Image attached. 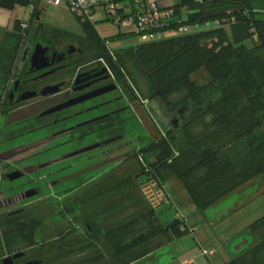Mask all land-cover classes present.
<instances>
[{"label": "trees", "instance_id": "16d2710c", "mask_svg": "<svg viewBox=\"0 0 264 264\" xmlns=\"http://www.w3.org/2000/svg\"><path fill=\"white\" fill-rule=\"evenodd\" d=\"M39 1L30 0L34 14L28 28L16 25L0 46V118L23 105L6 103L2 107V101L13 84L27 86L22 74L17 73L27 42L78 44L80 56L88 57V62L97 60L109 66L134 101L144 106L155 126L159 139H152L151 145L140 152L145 161L139 157L140 171L134 179L137 187L144 174L162 189L164 183H175L178 193L184 189L196 209L204 212L240 187L257 179L264 182V0H211L231 6L233 12L230 16L182 22L193 26L211 19L237 17L242 20L248 39L254 42L252 47L234 43L224 29L217 27L118 51L110 50L109 43L133 35L119 31L103 38L96 23L81 22L82 34L35 25ZM189 3L184 0L183 5ZM136 71L147 79L146 99L142 97ZM243 139H247L248 149L242 159L232 161L221 156L222 144ZM131 181L132 178L125 180L120 187ZM263 226L264 216L249 228L256 234ZM40 227V221L27 219L22 210L1 214L0 264L8 256L26 255L36 245ZM189 231L183 219L161 221L152 206L106 230L103 252L111 264H135L154 253L159 237L168 238L170 243ZM263 250L264 239L226 264H264L259 258ZM249 256L251 259L247 260Z\"/></svg>", "mask_w": 264, "mask_h": 264}, {"label": "rangeland", "instance_id": "374dc122", "mask_svg": "<svg viewBox=\"0 0 264 264\" xmlns=\"http://www.w3.org/2000/svg\"><path fill=\"white\" fill-rule=\"evenodd\" d=\"M49 1H39L38 11L42 14L34 24L82 34V23L67 3L54 6ZM29 18L30 15L26 19ZM103 19V13L97 12L96 29L101 37L113 36L119 31L115 24L102 22ZM210 29L212 26L202 25L196 32ZM142 43L140 38L132 36L111 41L108 47L118 51ZM245 44L252 47L254 42L248 40ZM136 73L139 88L144 92L142 97L146 99L149 97L147 79ZM116 97L118 102L104 109H118L119 116L114 118L117 128L111 129L114 132L92 135L83 142L76 140L79 133L67 132L89 118V115L76 118V112ZM105 99L61 114L59 117L66 119L58 124H54L57 115L37 120V115L54 102H39L0 118V206H3L0 215L22 210L27 219L41 222L36 245L16 263L111 264L103 252L105 231L147 211L135 188L130 184L120 187V184L140 171L141 150L149 147L152 139H159L155 126L144 106L134 101L121 79H118V92ZM123 109L126 110L121 113ZM25 118H33V121L26 122ZM114 133H118V142L70 157L75 151ZM222 146L221 156L232 161L242 159L248 149L247 139ZM17 171L24 173V177L10 181L7 175ZM139 178H142L138 181L140 192L152 202L161 221L183 219L190 231L170 243L168 238L159 237L155 240L154 253L135 264H183L185 259H193L194 264H226L264 239V226L256 234L249 228L264 216V182L260 179L199 212L184 189L178 193L175 183H164L162 189L156 182L149 181L147 174ZM29 191L37 195L20 197L21 201L16 203L17 196ZM203 251H213V254L206 256ZM259 258L264 260V250ZM249 259L251 256L247 257Z\"/></svg>", "mask_w": 264, "mask_h": 264}, {"label": "flooded vegetation", "instance_id": "af4514ba", "mask_svg": "<svg viewBox=\"0 0 264 264\" xmlns=\"http://www.w3.org/2000/svg\"><path fill=\"white\" fill-rule=\"evenodd\" d=\"M36 44L38 43L27 42L25 44L17 64V73L22 74L23 82H26L27 86L24 88L18 87L13 84L11 89L6 91V93L4 94L2 107L6 103H8V105H18L22 103L23 105L21 107L14 110L17 111L26 109L29 106H34L39 102H54V105L52 107L45 110L48 111L53 108L62 107L66 103L80 100L95 93H100L105 89H108L112 85L116 87V89L111 92L100 94L99 96L76 104L74 106L63 108L56 113L47 115H57L58 118H56L54 124H58L66 119H61L59 117L61 114L81 107L90 102L99 99H105V97L118 92V79H116L109 66L107 64H100L97 60L88 62V57L80 56L82 50L80 49L78 44L62 43L60 45H53L52 43H39L43 46L44 49L47 50L46 61L44 63L46 67L41 70H31L30 57L33 54ZM27 46H29L30 51H28L26 55L25 52L28 48ZM77 64L80 65L77 67ZM35 83H38V85H35ZM55 86H59L56 93L43 95L45 91ZM26 93H35L36 95L27 100H22V96ZM112 102H118V97L114 99H105V101L79 110L75 114L76 118H81L88 115L89 118L77 123V125L67 130V132L71 131V133H79L76 140L78 142H83L92 135H100L109 130L112 131L113 129L117 128L116 120L114 118L118 116V109H115L113 111L104 110L107 109L110 104H112ZM44 117L46 116L37 115V120L38 118ZM67 118L69 119V116ZM25 119L26 122L33 121V118ZM116 142H118V133H114L111 137H108L101 142L79 149L75 151V154L72 153L70 157H76L90 151L99 150ZM22 174L24 177L25 174ZM23 196L24 195L17 196L16 198L18 199V201L16 203L20 202ZM25 256L26 255L24 254L23 257ZM21 258L15 260L14 264H41V261L16 263Z\"/></svg>", "mask_w": 264, "mask_h": 264}, {"label": "built area", "instance_id": "2783aa9c", "mask_svg": "<svg viewBox=\"0 0 264 264\" xmlns=\"http://www.w3.org/2000/svg\"><path fill=\"white\" fill-rule=\"evenodd\" d=\"M66 2L71 12L82 23H96L97 12L103 13L107 22L115 24L120 32L137 36L144 43L162 41L196 32L202 25L212 26V29L222 25V19L207 20L204 23L188 25L174 22L177 16L174 7L163 8L159 0H50L49 3L59 6ZM23 29L28 24L22 25ZM123 30V31H121ZM204 255H211L203 251ZM190 259L183 264H193Z\"/></svg>", "mask_w": 264, "mask_h": 264}, {"label": "crops", "instance_id": "0c3cea01", "mask_svg": "<svg viewBox=\"0 0 264 264\" xmlns=\"http://www.w3.org/2000/svg\"><path fill=\"white\" fill-rule=\"evenodd\" d=\"M189 1L190 3L186 5H183L184 0H159V3L163 8H177V16H174L172 18L175 23L199 21L203 18L209 19L210 17L217 16H230V14L233 12L231 6L225 4L212 3L210 2L211 0H207L208 2L206 3H203L204 0ZM33 14L34 8L31 6L30 0H0V46L2 45L7 33L13 32L16 25H19L21 28L23 24H28L29 26L30 21L33 18ZM28 15H30V18L26 19ZM34 20H36V17L34 18ZM102 22L107 21L103 19ZM220 27L221 29H224L227 32L229 38L234 43L245 44L246 41L251 40L248 39L247 32L242 20L237 17H229L222 19V25ZM117 33H115L113 36H115ZM138 175L139 172L136 173L133 177H131L132 181L129 184L133 188H135L137 193L140 194V196L144 200L143 206L148 208L147 210H149L152 207V203L147 200L146 196L142 194L139 188L135 185L134 179L137 178ZM141 213L144 212L142 211ZM137 214L139 215V213ZM188 260L190 259H185L184 262Z\"/></svg>", "mask_w": 264, "mask_h": 264}, {"label": "water", "instance_id": "95a60500", "mask_svg": "<svg viewBox=\"0 0 264 264\" xmlns=\"http://www.w3.org/2000/svg\"><path fill=\"white\" fill-rule=\"evenodd\" d=\"M40 13L36 16V20H40ZM28 48L26 49V52L25 54L27 55V52L30 51L29 50V46H27ZM46 52L47 50L43 48V46L41 44H36L35 45V48H34V51H33V54L31 55L30 57V62H31V70L33 69H36V70H41L43 68L46 67V65H44L45 61H46ZM19 85V82L16 83V86ZM58 88L59 86H55L53 88H49V90L45 91L43 93V95H47L49 93H56L58 91ZM116 87L114 85L110 86L108 89H105L104 91L100 92V93H95L91 96H88V97H85V98H82L80 100H77V101H73V102H70V103H66L65 105H63L62 107H57V108H53L51 110H48V111H45L41 114V116H47V115H50V114H53V113H56L57 111H60L62 110L63 108H68V107H71V106H74L76 104H79L81 102H84L86 100H89L91 98H94L96 96H99L100 94H103V93H107V92H111L113 90H115ZM34 95H36L35 93H30V94H25L22 96V100H27L29 98H32ZM23 177V174L20 173V172H15L13 174H10L8 175V179L10 181H14V180H18L20 178ZM37 195V192L35 191H29V192H26L24 194V198H30V197H33ZM23 253H17L13 256H8L6 257L4 260H3V264H14V261L23 257Z\"/></svg>", "mask_w": 264, "mask_h": 264}]
</instances>
